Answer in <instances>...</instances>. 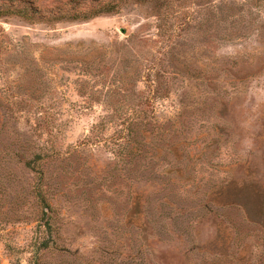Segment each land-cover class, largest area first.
Wrapping results in <instances>:
<instances>
[{"label": "rangeland", "instance_id": "1", "mask_svg": "<svg viewBox=\"0 0 264 264\" xmlns=\"http://www.w3.org/2000/svg\"><path fill=\"white\" fill-rule=\"evenodd\" d=\"M2 6L0 264L264 262V0Z\"/></svg>", "mask_w": 264, "mask_h": 264}, {"label": "trees", "instance_id": "2", "mask_svg": "<svg viewBox=\"0 0 264 264\" xmlns=\"http://www.w3.org/2000/svg\"><path fill=\"white\" fill-rule=\"evenodd\" d=\"M116 11V7L113 6H105L104 8H99L98 10H77L73 13L67 12L62 14H57L51 19L47 20H39L40 22L44 21L46 23H51L53 21L55 22H62V21H87L97 15L104 14V13H112ZM18 17L23 19L24 21L28 23H36L37 20H35L34 16L30 14L29 10L23 6V8H13L9 6H2L0 9V17ZM46 159V158H45ZM37 182L36 187L34 189V194L36 199L39 201V204H41V207H39V210L35 214V217L38 222H43L44 219H48L49 216H47L48 211L50 212L51 208V202L50 198L48 197V190L45 185V172L42 169H39L37 172ZM230 206V205H229ZM226 206V207H229ZM140 214V213H139ZM248 219V217H246ZM249 220V219H248ZM249 222L253 225H258L257 222L249 220ZM47 226V222H46ZM263 226V225H262ZM261 226V227H262ZM48 227V226H47ZM264 230V228L262 229ZM262 234H264V231H262ZM46 247V246H42ZM44 249V248H43ZM264 264V262L262 263Z\"/></svg>", "mask_w": 264, "mask_h": 264}]
</instances>
